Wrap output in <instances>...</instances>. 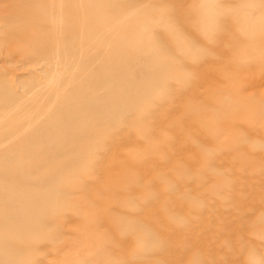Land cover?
Returning <instances> with one entry per match:
<instances>
[{
    "label": "rangeland",
    "instance_id": "1",
    "mask_svg": "<svg viewBox=\"0 0 264 264\" xmlns=\"http://www.w3.org/2000/svg\"><path fill=\"white\" fill-rule=\"evenodd\" d=\"M28 1L46 16L0 0V80L29 108L8 109L4 124L43 100L22 79L52 83L19 59L34 33L11 31H82L86 8L109 27L100 49L141 26L154 52L141 61L157 64L161 83L84 143L81 168H66L50 194L46 233L6 254L15 264H264V0Z\"/></svg>",
    "mask_w": 264,
    "mask_h": 264
},
{
    "label": "bare ground",
    "instance_id": "2",
    "mask_svg": "<svg viewBox=\"0 0 264 264\" xmlns=\"http://www.w3.org/2000/svg\"><path fill=\"white\" fill-rule=\"evenodd\" d=\"M26 2L38 17L46 16L39 3L32 8ZM86 9L87 18L77 24L83 30H63L59 38L46 32L44 40L32 39L40 31L28 30L24 35L25 25L11 31L18 40L34 33L31 49L21 50L19 59L31 66L30 74L40 67L42 77L52 83L46 90L47 85L42 84L45 80L37 74L22 79L23 90L36 88L43 100L30 104L37 108L30 109L25 119L4 124L8 109L21 116L29 108L22 106L21 93L10 81L0 80V264H15L7 249L19 255L46 233L50 222L44 216L55 199L50 194L57 190L66 168L83 164L84 143H91L108 128L118 127L120 113L134 108L132 98H146L148 86H160L157 64L141 61L154 54L143 28L130 25L125 29L129 37L121 34L118 41L100 49L96 43L106 40L109 27L92 18L98 10ZM21 12L25 18L29 10L23 7ZM56 15L53 12L49 16ZM43 41L48 45L39 49ZM54 59L58 64L55 73ZM61 156L63 160H59Z\"/></svg>",
    "mask_w": 264,
    "mask_h": 264
}]
</instances>
